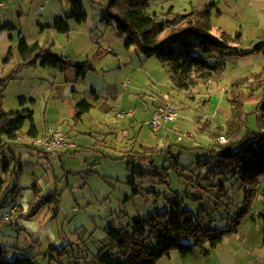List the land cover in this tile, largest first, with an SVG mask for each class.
Wrapping results in <instances>:
<instances>
[{"label": "rangeland", "instance_id": "1", "mask_svg": "<svg viewBox=\"0 0 264 264\" xmlns=\"http://www.w3.org/2000/svg\"><path fill=\"white\" fill-rule=\"evenodd\" d=\"M0 1L3 3L0 5V78L20 69L23 63L19 51L21 39L30 44L38 42L43 49L52 48L79 62L92 59L96 67L82 79L77 78L75 69L60 72L51 67L48 58H43L36 66H23L17 72V79L8 86L4 100L7 112L34 111L33 122L40 131L45 123L55 130L69 131L75 147L63 152L58 159L48 158L40 149L22 143L12 146L13 154L8 149L2 153V158L13 156L11 171H15V174L6 173L3 171L6 161L0 164V180L8 176L7 185L0 193V247L8 249L6 258L13 260L23 254L12 248L11 243L18 241L21 229H25L35 239L26 247L32 255H37L39 264H91L113 223L121 227L136 217L163 210L169 206L170 199L178 196L183 197L185 208L200 215L203 207L210 204V192L199 190L198 181L207 186L225 179L242 208L241 182L236 181L232 173L209 174L210 171L220 172L209 148L218 149L225 143L227 130L234 125L228 93L231 82L236 77L259 71L263 58L242 65L236 55L229 54L228 58L224 55L222 80L181 89L174 85L169 67L157 55L147 56L134 46L127 47V37L119 33L114 21L104 20L105 9L93 0H79L86 13L84 22L71 16L70 0ZM206 1L151 0L148 11L152 16L170 8L177 13H188L199 7L204 9ZM246 4H250V0H239L225 7L221 21L235 24L236 18L243 17ZM41 6H45L42 15L38 12ZM257 9L252 4L251 16L262 18L256 13ZM58 19L66 21L68 32L57 29ZM213 21L216 23L213 34L218 35L216 14ZM251 38L245 36L243 51L255 48H250ZM245 60L249 62L250 58ZM248 86L254 87L256 83L249 82L243 88L248 90ZM84 101L90 104L89 109L76 113V106ZM167 102L179 107V116L155 131L151 124L153 111ZM246 108L252 111L254 105L249 103ZM131 109L136 112L131 118H120L115 113ZM250 113L249 125L257 129L258 115ZM33 122L27 119L24 125L21 140L25 143H34L35 139L26 134ZM147 150L153 152L148 151L144 157ZM153 162L161 168L154 179L141 183V179L134 177V173L141 170L155 173ZM160 173H167V178ZM133 179L137 186L131 183ZM35 186L40 190L39 195L34 191ZM55 194L60 198L57 211L50 210L46 202L35 219L16 221L23 213L22 204L23 209L15 220L5 219L17 197L38 203L44 198L49 201ZM196 196L202 197L196 199ZM233 207L235 212L237 209ZM263 212L264 178L251 209L239 224L243 234L240 239L247 245L250 243L248 230L264 231L260 217ZM208 217L218 220L220 215L214 213ZM216 225L225 227L227 222ZM233 237L235 235L227 236L219 251L212 248L210 242L204 247L197 246L187 260L174 250L171 254L179 260L172 264H195L194 256L201 259L209 256L210 264L223 262L225 256L239 254L235 247H227L226 242ZM54 246L65 253L59 254Z\"/></svg>", "mask_w": 264, "mask_h": 264}, {"label": "trees", "instance_id": "2", "mask_svg": "<svg viewBox=\"0 0 264 264\" xmlns=\"http://www.w3.org/2000/svg\"><path fill=\"white\" fill-rule=\"evenodd\" d=\"M70 1L73 5L71 16L79 22H84L86 20L84 5L79 0ZM93 1L105 9L104 20L114 21L119 33L127 37V47L134 46L147 56L157 55L169 67L171 79L178 88L187 89L199 83L222 80L224 63L221 58L224 55L247 56L258 51L264 61V43L252 50L240 51L238 49L242 45L240 33L231 35L223 30L218 35L213 34L215 16L213 8L216 6L214 3L200 12L192 10L188 13H177L170 8L162 14L152 16L148 11L151 0ZM57 29L66 33L69 31V25L65 20L58 19ZM19 51L23 63L17 72L23 66H36L43 58H48L51 67L60 72L75 69L77 78L83 79L89 72L96 70L92 59L79 62L56 53L52 48L43 49L38 42L30 44L21 39ZM9 59L10 57L6 58L7 61ZM17 72L0 78V163L1 155L10 140H21L26 120L30 119L32 122L34 120L32 110L7 112L4 109L6 91L11 81L17 79ZM249 82L256 83V86H248L249 89L245 90L243 86ZM228 93L234 113L232 120L234 125L228 128L225 143L218 149L209 148L211 157L218 162L220 168V172L210 171L209 174L232 173V177L241 182L244 195L242 208L225 179L207 186H202L198 181L199 190L210 192V204L204 205L200 215L195 214L192 209L185 208L183 197L178 196L170 199L169 206L163 210L136 217L121 227L113 223L108 227L107 238L91 264H157L161 258L169 256L174 250H178L182 256H188L195 252L197 246L204 247L207 242H210L212 248H216L225 235L238 229L241 220L251 209L264 178V63L259 71L236 77L231 82ZM249 103L254 105V110H247L246 106ZM89 107L90 104L84 101L76 106V113L79 114ZM250 112L258 115L257 129L249 125ZM37 132V127L32 123L28 134L35 135ZM5 137L7 141L4 140ZM31 146L39 148L35 143ZM148 151L153 152L145 151L144 157H147ZM152 166L155 173L141 170L135 172L134 177L141 179V183L154 179L161 168H158L155 162ZM8 171L9 163L5 162L4 172ZM162 175L167 178V173ZM131 183L137 186L135 179ZM6 185L7 180H0V193ZM39 191L37 190L36 194L39 195ZM200 197L202 196L195 198ZM46 202L50 210L59 209L60 198L55 194L49 201L44 198L38 203L31 202L28 211L21 216L25 218L37 216L41 206ZM231 206L237 210L233 212ZM214 213L220 215L218 220L208 217ZM260 217L264 222V212L260 213ZM225 221L227 222L225 227L216 225ZM54 248L57 250L55 246ZM57 251L59 254L65 253V250ZM21 252L22 255L10 260L6 258L7 250L0 247V264H39L37 255H32L26 247L21 249Z\"/></svg>", "mask_w": 264, "mask_h": 264}, {"label": "crops", "instance_id": "3", "mask_svg": "<svg viewBox=\"0 0 264 264\" xmlns=\"http://www.w3.org/2000/svg\"><path fill=\"white\" fill-rule=\"evenodd\" d=\"M236 2L239 3V0H211L210 2H208V0H207L204 3L205 8L202 9L203 7L202 8L199 7L198 9H196V11L197 12H200V11L205 10L211 3L216 4V6L213 9L215 11V14H216V17H217L218 23H219V24H217L218 25L217 28L219 30L218 32L225 30L226 32L230 33L231 35L240 33L241 34L242 45H240L238 47V49L240 51H243L241 49L242 48L241 46H243L244 44H246L245 41H244L245 40V36H247V37L248 36H251L252 37L251 40L248 41L249 44H251V47L250 48H252L253 46L256 47L257 45L262 44V43H260V41L261 40H264V0H250V4H246V6L244 7V11L245 12L243 13V17L242 18H240V17L236 18L235 19V24H234V22L231 24V23H228L227 21L225 23L224 20L222 22L221 21V18H223L224 15H225V11H224L225 9L224 8L225 7H228V6H231L233 3H236ZM252 4L257 6L258 9H257V12L256 13L261 14L262 18H260L258 16H251V13H252ZM0 5L1 6L3 5V3L1 1H0ZM42 7H43V11H44L45 6H41V8ZM42 14H43V12H42ZM215 24L216 23H214V26H215ZM248 31H249V33H248ZM234 32H236V33H234ZM261 32H263V33H261ZM253 38H257L258 41H255ZM263 43H264V41H263ZM107 51L109 52L111 50H107ZM236 56L241 59L240 60V64H242V65L243 64H248L249 65L252 62L255 63L259 59L262 58L261 57V53L258 52V51L257 52H254V53H252L250 55H247V56H239V55H236ZM225 57H227V55ZM228 57H230V56H228ZM247 57L250 58V61L249 62H246V60H245V58H247ZM222 60L223 59H221V61ZM93 93L97 96V92L96 91H93ZM115 113H116V111H115ZM135 113H134V115H135ZM118 117H120V116H118ZM120 118H131V117H120ZM48 126H51V124L45 123L42 131H40L37 128L38 132L35 135H31V138H34L35 139V137L44 134L45 133V130L48 128ZM53 128L56 129L55 127H53ZM59 130L64 131V132H66L67 134L70 135V132L69 131H65L63 129H59ZM26 134H28V133H26ZM4 140L7 141V137H5ZM72 142H73V140H72ZM20 143L26 144V145H30V147H32L33 149H40V148H37L36 146H31L32 144L25 143L22 140H20V141H18V140H10L9 145L5 147V149H4L3 152H6V150L8 149V151H10V153L13 154L12 146L13 145H19ZM72 147H75V143L74 142H73V146L69 147L68 149H66L63 152L69 151ZM12 157L13 156H11V158H9V159L6 158L5 156H3V158L1 157V160H2L1 163L3 161L4 162L6 161V162L9 163V171H11V165H12L11 164V160H12ZM22 167L23 166H21V168ZM3 171H4V169H3ZM12 172H13V174H15V171L14 170L11 171V173ZM15 176H17V174ZM1 180H8V176H5V178L4 179H1ZM34 191H37L36 190V186H35V190ZM17 198L13 200V204H11L10 208L12 206H14L16 203H22V204H24L23 213L26 212V211H28L31 202L28 199H26L25 197H22L21 199H17ZM21 200L24 201V202H22ZM21 214H22V212L20 213L19 218H17L16 221H19V220H22L23 218H25V217H22ZM33 219H35V218L33 217ZM246 234L249 236V240H250V243L248 245H247V243L242 242L241 239H240L241 235H243V234L241 233V229H240L239 226H238V229L236 231H234V232H232L230 234L225 235L224 238H223V240H222V242L215 249H217V251H219L220 250L219 247L222 245V243L224 245L225 238L227 236H229V235H232V236L235 235V237H233L231 240H228L226 243L228 244L227 247H235V250H238L239 251V254L236 253L234 257H231V255L229 257H226L225 256V258H222L223 262L216 263V264H237L239 262H240V264H264V231L262 232V230H260V231H252L251 232L250 230H248ZM19 240H20L21 243H19ZM30 242L31 243H34L35 242V239H34L33 235L29 234L28 231H26L25 229H21V232L19 233L18 241L14 240V243L12 242L11 243V246H12V248H15V249L21 251V249L25 248L26 245L28 243H30ZM5 249L8 252V249L7 248H5ZM179 254L181 255V258L182 259L187 260V258L189 256L193 255L194 253L193 254H190L188 256H182L181 253H179ZM164 258H166V260H164ZM194 258H195L194 259L195 264H210L209 256H206L204 259H201V257H196V256H194ZM177 259L178 258H177V256L175 254H173V255L170 254L169 256H165V257L161 258L157 262V264H172V262L175 261V260H177Z\"/></svg>", "mask_w": 264, "mask_h": 264}, {"label": "built area", "instance_id": "4", "mask_svg": "<svg viewBox=\"0 0 264 264\" xmlns=\"http://www.w3.org/2000/svg\"><path fill=\"white\" fill-rule=\"evenodd\" d=\"M42 14L43 7L38 10ZM135 110H119L116 111L117 116L132 117ZM179 116V107L172 103H164L155 108L152 115V127L155 131L163 128L164 124L176 121ZM34 143L42 150L48 158H59L63 151L73 146V142L69 134L61 130H55L52 126H48L45 133L35 138ZM23 209L22 203L14 205L5 219L13 221L17 214Z\"/></svg>", "mask_w": 264, "mask_h": 264}]
</instances>
